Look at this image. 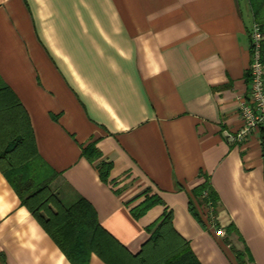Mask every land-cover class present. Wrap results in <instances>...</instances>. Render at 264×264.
I'll use <instances>...</instances> for the list:
<instances>
[{"label":"crops","instance_id":"obj_1","mask_svg":"<svg viewBox=\"0 0 264 264\" xmlns=\"http://www.w3.org/2000/svg\"><path fill=\"white\" fill-rule=\"evenodd\" d=\"M250 3L0 0V80L57 172L52 190L66 205L86 199L132 254L169 211L201 264H264L261 133L229 137L250 88ZM206 178L219 197L209 218L188 204ZM17 196L0 172V264H72ZM148 196L161 203L136 218Z\"/></svg>","mask_w":264,"mask_h":264},{"label":"trees","instance_id":"obj_2","mask_svg":"<svg viewBox=\"0 0 264 264\" xmlns=\"http://www.w3.org/2000/svg\"><path fill=\"white\" fill-rule=\"evenodd\" d=\"M250 1L255 23L264 34L261 11L264 0ZM261 57L264 61V42ZM28 117L16 95L0 80V172L68 261L88 264L91 253H95L107 264H201L188 241L175 231L169 211L146 228L150 238L142 244L139 253L132 254L100 225L94 208L86 199L78 197L64 204L51 188L57 172L40 157ZM260 133L264 150V131ZM82 153L90 162L101 156L95 143L84 147ZM110 167V163L98 167L102 181L109 179ZM218 202V194L206 178L192 190L188 204L196 216L209 218V208L215 211ZM159 203L157 196H148L132 213L139 218Z\"/></svg>","mask_w":264,"mask_h":264},{"label":"built area","instance_id":"obj_3","mask_svg":"<svg viewBox=\"0 0 264 264\" xmlns=\"http://www.w3.org/2000/svg\"><path fill=\"white\" fill-rule=\"evenodd\" d=\"M264 42V34L260 25L253 24L251 29V54L250 88L247 95L240 101V116L243 120L241 129L229 136L232 140L243 141L255 131H264V61L261 57ZM209 208V213L212 211ZM217 234L224 235L222 230Z\"/></svg>","mask_w":264,"mask_h":264}]
</instances>
